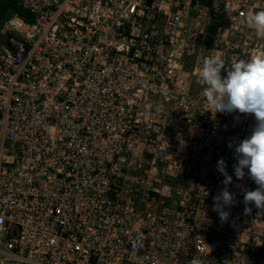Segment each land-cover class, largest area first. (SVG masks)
<instances>
[{
  "label": "built area",
  "instance_id": "obj_1",
  "mask_svg": "<svg viewBox=\"0 0 264 264\" xmlns=\"http://www.w3.org/2000/svg\"><path fill=\"white\" fill-rule=\"evenodd\" d=\"M17 5L0 27V264H264V210L243 203L257 185L233 168L254 117L213 114L197 83L209 55L264 49L246 23L264 0Z\"/></svg>",
  "mask_w": 264,
  "mask_h": 264
},
{
  "label": "clouds",
  "instance_id": "obj_2",
  "mask_svg": "<svg viewBox=\"0 0 264 264\" xmlns=\"http://www.w3.org/2000/svg\"><path fill=\"white\" fill-rule=\"evenodd\" d=\"M246 23L264 38V10L248 12ZM222 70L226 75L222 76ZM197 83L203 87V96L213 114L239 113L254 117L251 134L234 146L237 163L233 168L238 180H243L247 174L257 185L255 190L244 191L245 214L251 212L247 207L251 203L264 210V49L255 51L247 60L239 59L229 64H225L218 54L209 55L204 59ZM228 146L232 148L233 144ZM226 168L224 159H219L217 171L224 176L222 183L225 187L213 197V211L218 213L221 223L227 222L230 216L225 208L231 207L235 201L234 194L228 189L233 182L232 176ZM189 264H199L198 257Z\"/></svg>",
  "mask_w": 264,
  "mask_h": 264
},
{
  "label": "trees",
  "instance_id": "obj_3",
  "mask_svg": "<svg viewBox=\"0 0 264 264\" xmlns=\"http://www.w3.org/2000/svg\"><path fill=\"white\" fill-rule=\"evenodd\" d=\"M0 9L5 12L6 10H12L21 15H24V11L17 5V3L13 0H0ZM2 20H0V26L2 24Z\"/></svg>",
  "mask_w": 264,
  "mask_h": 264
},
{
  "label": "rangeland",
  "instance_id": "obj_4",
  "mask_svg": "<svg viewBox=\"0 0 264 264\" xmlns=\"http://www.w3.org/2000/svg\"><path fill=\"white\" fill-rule=\"evenodd\" d=\"M13 1H15L16 3H17V0H13ZM13 13H15L14 11H12V10H6L5 12H3L1 9H0V20H2L3 22H2V24H1V26L5 23V21H6V19L11 15V14H13ZM0 26V27H1ZM263 258V260H264V257H262Z\"/></svg>",
  "mask_w": 264,
  "mask_h": 264
}]
</instances>
